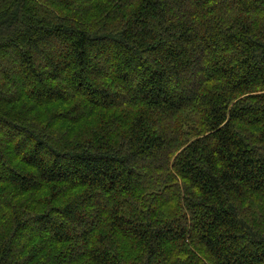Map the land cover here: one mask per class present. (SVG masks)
<instances>
[{
  "label": "trees",
  "instance_id": "trees-1",
  "mask_svg": "<svg viewBox=\"0 0 264 264\" xmlns=\"http://www.w3.org/2000/svg\"><path fill=\"white\" fill-rule=\"evenodd\" d=\"M0 264H264V0H0Z\"/></svg>",
  "mask_w": 264,
  "mask_h": 264
}]
</instances>
